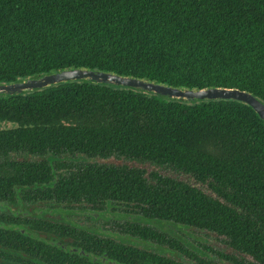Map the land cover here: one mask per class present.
<instances>
[{
    "label": "trees",
    "instance_id": "16d2710c",
    "mask_svg": "<svg viewBox=\"0 0 264 264\" xmlns=\"http://www.w3.org/2000/svg\"><path fill=\"white\" fill-rule=\"evenodd\" d=\"M71 66L237 87L264 101V0H0V83ZM113 156L168 166L205 187L96 161ZM20 200L117 204L215 236L227 249L200 242L217 260L165 229L123 224L181 254L172 258L0 209V264H102L82 249L119 264H264V120L238 100L188 102L83 80L0 96V201Z\"/></svg>",
    "mask_w": 264,
    "mask_h": 264
},
{
    "label": "rangeland",
    "instance_id": "374dc122",
    "mask_svg": "<svg viewBox=\"0 0 264 264\" xmlns=\"http://www.w3.org/2000/svg\"><path fill=\"white\" fill-rule=\"evenodd\" d=\"M16 156L20 158H28L31 160H39L42 158H46L51 162H54L56 160H75V161H86L90 160L83 156H79L77 158L70 157V156H53V155H47L45 157L43 156H37V155H30L26 153H20L15 154ZM92 160V159H91ZM90 160V161H91ZM99 162H106V163H115V164H130L133 166H138L140 168H143L147 171V175H149L153 171H157L163 175L172 176L175 178L183 179L188 182H191L192 184H197L198 186L205 187L200 182H195V179L192 178L190 175L181 173L178 171L173 170L172 168L168 166H160L154 163L150 162H131L123 157H110L108 159H96V161ZM0 209H3L4 211L20 214V215H35L43 217H50L51 219H61L63 211H68V209H64L63 206H56L49 203H39V204H29V203H23L21 201H18L16 204H6L2 201H0ZM82 211V210H81ZM79 211V214L74 216L76 219L87 226L90 229H93L94 231L102 234V235H108L114 238H117L121 241H124L125 243L128 242L126 239H121L124 235L121 233L120 228H116V224L118 222L123 223L127 220L136 221L138 220V216L131 212H126L122 209L121 206L109 204L106 206V212L104 214H97V218L94 219L92 216L95 214L94 211H89L87 214L89 215L88 218L83 216V212ZM78 213V212H76ZM86 214V215H87ZM63 220V219H62ZM68 221V219H66ZM145 224H150L153 226H157L160 229H165L166 231L178 235L180 238H182L187 244H190L193 246L194 249H196L198 252H200L203 256H209L213 257V254L209 251H206L202 248L200 245V242H203L205 244H213L215 248H221L223 247V250L227 249V246L223 243L218 241V239L215 238V236L212 235H206L205 233L199 232V231H193L192 228L186 227V226H179L177 224H174L172 222H160V221H154V220H144ZM135 238V242H131L135 245H142L145 248L150 249H159V247L156 246V244L138 240ZM141 241V242H139ZM173 255L172 253H169Z\"/></svg>",
    "mask_w": 264,
    "mask_h": 264
},
{
    "label": "water",
    "instance_id": "95a60500",
    "mask_svg": "<svg viewBox=\"0 0 264 264\" xmlns=\"http://www.w3.org/2000/svg\"><path fill=\"white\" fill-rule=\"evenodd\" d=\"M72 80L123 86L188 102L220 99L238 100L250 105L264 120V101L248 90L223 86L180 87L150 78L123 75L113 71L98 70L84 66L66 67L13 82L0 83V96L18 95Z\"/></svg>",
    "mask_w": 264,
    "mask_h": 264
},
{
    "label": "flooded vegetation",
    "instance_id": "af4514ba",
    "mask_svg": "<svg viewBox=\"0 0 264 264\" xmlns=\"http://www.w3.org/2000/svg\"><path fill=\"white\" fill-rule=\"evenodd\" d=\"M21 202H23V203H29V204H39V203H49V204H53V205H56V206H63L64 207V209H68V211H63L64 212V214L62 213V215H61V219H51L50 217H43L42 215H40V216H35V215H22V216H28V217H37V218H42V219H47V220H51V221H56V222H60V223H66V224H72V225H75L76 227H80V228H82V229H85V230H88V231H90V232H93V233H97V234H99V235H101V236H108V235H102V234H100V233H98V232H96V231H94L93 229H90V228H88L87 226H85L84 224H82L81 222H79L77 219H76V217L74 216V214H76V215H78L79 214V211H81V212H83L82 214H84L83 216H85V217H87L88 218V212L89 211H94V215L92 216L94 219H96L97 218V214H99V215H101V214H104V212H106V207L105 208H99V207H95V208H93L92 206H90V205H87V204H84V203H82V204H73V205H71V204H68V203H63V202H57V201H55V200H50V201H41V202H27V201H22V200H20ZM2 202H4V203H6V204H16V203H10V202H5V201H2ZM109 205V204H108ZM114 205H117V204H114ZM118 206H120V205H118ZM122 207V206H121ZM1 210H3V209H1ZM7 212V211H6ZM76 212H78V213H76ZM9 213H11V212H9ZM15 214V213H14ZM87 214V215H86ZM18 215V214H17ZM20 215V214H19ZM137 216H138V220H136L137 222H141L142 224H145V222H144V220H148V219H146V218H144V217H141V216H139L138 214H137ZM63 219V220H62ZM66 219H68V221H66ZM123 224H125V222H123V223H120V222H118V224H116L117 226H115L116 228H120V230L123 228L122 226H123ZM121 233L122 234H124V235H122L123 237L121 238V239H126V240H128V242H135L134 240H135V238H137V237H134V236H132L131 234H127V233H125V232H123L122 230H121ZM48 235L47 234H43L42 233V237L43 238H45V239H47L46 237H47ZM51 236H53V235H51ZM108 237H111V236H108ZM53 238L54 239H48L49 241H52V242H56V243H58L59 245H62V246H66V247H68L70 250H77V248L73 245V243H72V240L71 239H61V240H59V239H57L56 240V237L55 236H53ZM117 239V238H116ZM138 240H142V239H140V238H137ZM117 240H119V239H117ZM138 240H136V241H138ZM119 241H121V240H119ZM142 241H144V240H142ZM124 242V241H123ZM127 242V243H128ZM139 242H141V241H139ZM147 242H151V241H147ZM151 243H154V242H151ZM131 244H133V243H131ZM154 244H156V243H154ZM139 247H141V248H144L142 245H138ZM156 246L157 247H159V249H150V248H147V249H149V250H153V251H156V252H159V253H164L166 256H169V257H172V258H178V257H180V255L181 254H179L178 252H175L174 250H168V251H166V247H164V246H161V245H158V244H156ZM219 249H223V247H221V248H219ZM81 253L82 254H87V255H89L90 256V258L93 260V261H100L101 260V262H102V264H119L118 262H116V261H113V260H107L106 259V257H100V256H97V255H94V254H90L89 252H86L84 249H82L81 250ZM169 253H172L173 255H171V254H169ZM211 253V252H210ZM176 254L178 255V256H176ZM213 254V253H212ZM183 257H184V255H183ZM213 257L215 258V259H217V260H220V258L216 255V254H213ZM13 264V263H12Z\"/></svg>",
    "mask_w": 264,
    "mask_h": 264
}]
</instances>
